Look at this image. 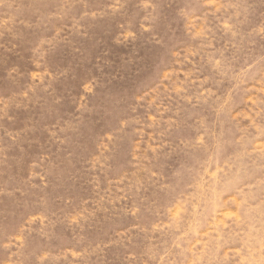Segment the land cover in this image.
Instances as JSON below:
<instances>
[{"label":"rangeland","instance_id":"1","mask_svg":"<svg viewBox=\"0 0 264 264\" xmlns=\"http://www.w3.org/2000/svg\"><path fill=\"white\" fill-rule=\"evenodd\" d=\"M0 264H264V0H0Z\"/></svg>","mask_w":264,"mask_h":264}]
</instances>
